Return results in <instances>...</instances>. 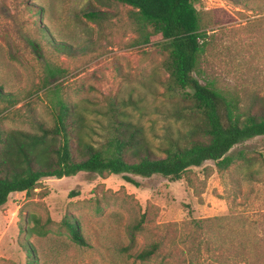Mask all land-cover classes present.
<instances>
[{"label":"rangeland","instance_id":"1","mask_svg":"<svg viewBox=\"0 0 264 264\" xmlns=\"http://www.w3.org/2000/svg\"><path fill=\"white\" fill-rule=\"evenodd\" d=\"M91 7L110 18L87 20L81 12ZM196 7L215 32L202 75L264 111V0H196ZM128 9L117 1L0 0V87L12 98L0 103L1 127L52 125L60 97L77 104L100 141L105 119L96 110L113 98L161 156L164 133L180 123L167 117L163 52L153 43L131 46ZM238 153L258 161L237 160L224 172L205 161L177 181L137 176L139 187L119 174L79 172L43 178L29 194L12 192L0 206V264H264V135L229 151ZM65 220L77 223L83 243ZM154 242L151 258L136 259Z\"/></svg>","mask_w":264,"mask_h":264},{"label":"trees","instance_id":"2","mask_svg":"<svg viewBox=\"0 0 264 264\" xmlns=\"http://www.w3.org/2000/svg\"><path fill=\"white\" fill-rule=\"evenodd\" d=\"M104 1L129 7L128 21L135 34L131 46L153 43L162 50L160 67L167 78L161 84L171 101L167 117L179 122L180 127L164 133L158 147L162 155L158 156L143 127L127 119L122 110L124 103L108 98L106 109L96 110L105 121L100 123L101 140L95 141L91 137L95 130L85 122L77 104L57 97L52 125L34 121L31 131L6 130L0 125V206L10 193L29 194L47 177H68L79 172L119 174L139 187L137 176L158 175L177 181L189 168L205 161H213L219 172L228 170L237 160L247 166L258 161L243 153L229 154L235 145L264 135V111H253L250 104L242 106L239 95L220 87L215 78L202 75L201 60L215 32L207 30L196 0H99L100 4ZM106 14L92 7L81 12L92 22L108 20ZM56 72L50 71V76L61 71ZM9 96L0 87V103H12ZM260 162L264 166L263 155ZM77 194L75 190L69 192L70 196ZM194 223L201 227L199 221ZM64 224L70 237L83 243L77 223L65 220ZM136 226L138 229L141 224ZM159 246V242L151 243L135 254L136 259L148 260ZM26 251L31 262L33 253L29 248Z\"/></svg>","mask_w":264,"mask_h":264}]
</instances>
